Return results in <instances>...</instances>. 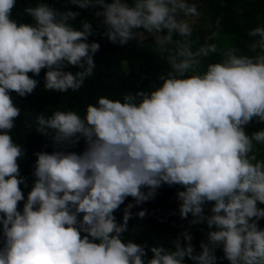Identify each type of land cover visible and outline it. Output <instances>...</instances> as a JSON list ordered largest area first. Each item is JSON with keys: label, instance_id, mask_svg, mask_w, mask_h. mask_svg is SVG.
Instances as JSON below:
<instances>
[{"label": "clouds", "instance_id": "1", "mask_svg": "<svg viewBox=\"0 0 264 264\" xmlns=\"http://www.w3.org/2000/svg\"><path fill=\"white\" fill-rule=\"evenodd\" d=\"M16 3L0 0V264H264V127L246 131L264 125V25L241 48L221 43L219 17L196 36L193 0H38L23 10L29 22L13 17ZM96 35L150 41L166 70L150 90L99 97L83 115L38 114L34 132L52 151L33 154L29 187L14 97L31 95L42 70L44 92L78 93L96 69ZM165 185L182 189L170 215L187 227L166 244H137L125 235L131 210ZM192 228L204 234L198 245Z\"/></svg>", "mask_w": 264, "mask_h": 264}, {"label": "trees", "instance_id": "2", "mask_svg": "<svg viewBox=\"0 0 264 264\" xmlns=\"http://www.w3.org/2000/svg\"><path fill=\"white\" fill-rule=\"evenodd\" d=\"M194 1L203 5L207 20L211 25L210 32L215 30L216 19L221 18V43L227 41L243 48L248 41L247 32L256 26L264 25V0ZM37 2L38 0H17L13 17L20 22H29L23 10L25 7L35 6ZM47 2L57 8H62V0H47ZM81 18L91 20L92 16L87 10H81ZM77 27H79L78 22ZM93 41L100 44V50L95 54L96 69L78 93L44 92V72L42 70L39 77H34L40 81V84L31 95L25 98L14 97L22 112L16 121L13 138L26 150L25 158L19 163L21 175L27 178L29 187L32 183V165L35 161L33 154L40 151H52L50 140L34 132L35 118L38 114L43 112L48 115L55 110H73L83 115L86 106L94 104L99 97L118 100L122 98V94L127 92L150 90L149 81H156L158 76L166 70L164 62L149 47L150 41L144 44L130 43L123 47L114 45L106 37L99 35L89 38V42ZM70 70L75 71V69ZM29 75L31 76V73ZM260 127L264 126L253 123L246 131L250 134ZM82 148L83 143L74 150L80 151ZM21 187L26 194L29 189ZM178 190L182 189L178 186H162L158 189V195L154 200L133 207L131 210L133 218L128 222L129 231L125 234L126 237L129 236L137 244H146L149 248L154 243L166 244L168 239L176 238L187 227V222L181 221L178 215H170L177 208L175 193ZM128 203L134 202L128 198L115 213L118 221ZM144 209L149 215L139 220L135 217V213ZM260 227L264 228V220L260 221ZM134 228L137 229L135 232L132 231ZM191 232L194 237L193 244L198 245L204 239V234L196 228H192ZM217 256L222 257V253L218 251ZM220 264H227V261L221 260Z\"/></svg>", "mask_w": 264, "mask_h": 264}, {"label": "rangeland", "instance_id": "3", "mask_svg": "<svg viewBox=\"0 0 264 264\" xmlns=\"http://www.w3.org/2000/svg\"><path fill=\"white\" fill-rule=\"evenodd\" d=\"M193 2L195 1L193 0ZM196 4H197L198 9L202 13V16L198 19L195 25V35L200 37L201 40H203V37L210 33L211 25L207 20L203 5L200 3H196ZM131 43H135V42H131Z\"/></svg>", "mask_w": 264, "mask_h": 264}]
</instances>
